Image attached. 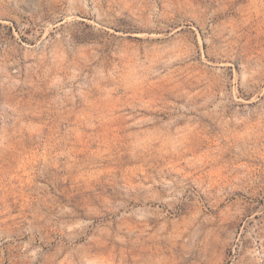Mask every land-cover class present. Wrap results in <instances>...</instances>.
I'll list each match as a JSON object with an SVG mask.
<instances>
[{
    "label": "rangeland",
    "instance_id": "1",
    "mask_svg": "<svg viewBox=\"0 0 264 264\" xmlns=\"http://www.w3.org/2000/svg\"><path fill=\"white\" fill-rule=\"evenodd\" d=\"M0 264H264V0H0Z\"/></svg>",
    "mask_w": 264,
    "mask_h": 264
}]
</instances>
